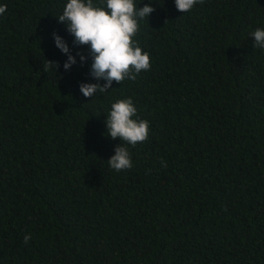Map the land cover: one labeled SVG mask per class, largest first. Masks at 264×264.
Returning a JSON list of instances; mask_svg holds the SVG:
<instances>
[{"label": "trees", "instance_id": "trees-1", "mask_svg": "<svg viewBox=\"0 0 264 264\" xmlns=\"http://www.w3.org/2000/svg\"><path fill=\"white\" fill-rule=\"evenodd\" d=\"M66 3L0 0V264H264V0H136L151 69L93 97ZM129 97L150 136L117 172L106 120Z\"/></svg>", "mask_w": 264, "mask_h": 264}, {"label": "clouds", "instance_id": "clouds-1", "mask_svg": "<svg viewBox=\"0 0 264 264\" xmlns=\"http://www.w3.org/2000/svg\"><path fill=\"white\" fill-rule=\"evenodd\" d=\"M197 3L204 0H175V6L180 12H189ZM7 6H0V15ZM156 9L150 4L138 7L136 0H67L61 15L56 17L58 22L66 25L69 34L74 36V45H90L93 58L91 76L96 80H104L105 84L82 83L80 91L85 97H93L97 92H108L113 82L122 84L124 80H136L141 71L151 69L150 54L142 49L135 39L139 32L140 21ZM255 38L254 48L264 50V28H257L251 33ZM55 44L68 59L64 69L70 71L77 63L76 55L71 54L67 42L54 33ZM81 63H86L88 57L77 53ZM43 64L44 71H56L59 62L47 60ZM107 136L113 140L120 138L123 146L117 147L115 155L107 162L117 172L133 167L131 152L125 145L135 147L138 143L146 142L150 136V122L138 118V110L131 97L119 99L111 105L107 114ZM166 167V162H162ZM31 240V235L24 236V243Z\"/></svg>", "mask_w": 264, "mask_h": 264}]
</instances>
